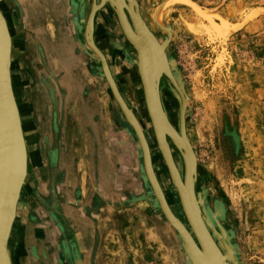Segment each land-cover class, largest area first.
<instances>
[{"label":"rangeland","instance_id":"374dc122","mask_svg":"<svg viewBox=\"0 0 264 264\" xmlns=\"http://www.w3.org/2000/svg\"><path fill=\"white\" fill-rule=\"evenodd\" d=\"M146 1V14L150 15L151 31L157 42L162 45L169 37L164 55L171 75L187 100L185 134L197 159L196 192L200 193L206 187L212 198L222 201L229 211L231 232L227 234L220 226L216 229L211 221H207V228L224 255L226 249L222 234H225L237 264H264V0H183L177 4L171 0ZM7 2L10 0H0V8L4 9ZM82 6L83 3L74 2L70 11L73 18L68 22V27L71 28L69 32L73 45L71 57L65 59L70 61L64 66H71L79 58L90 63L93 73L88 67L83 74L89 75L91 72L90 81L93 79L96 92L100 95V104L96 103V112L91 115L97 126L89 118L91 106L84 107L81 115L73 103L65 104L61 113L53 108L57 102V82L47 58L46 46L35 24L18 26L24 36L18 35L12 46L13 84L18 105L23 117L28 116L25 123L34 116L30 119L32 124L26 125L27 130L32 126L40 134L36 144L38 151L29 150L30 165L37 162L34 167L29 166L25 180L27 184L23 186L27 190L22 195L28 207L27 218L35 222L39 219L38 213L42 220H46L48 213L45 208L55 207L57 188L66 187L69 182L66 192L68 201L78 202L84 211L83 201L90 197L91 203L88 200L86 204L88 208L92 213L102 211V219L109 224L103 230L98 264H177L174 244H170L168 236H159L147 224L143 213H149L147 205L141 208L140 201L136 204L134 196L127 197L130 183L138 192L145 190L140 182L148 183L141 150L132 128L113 101L106 81L96 71L82 35L77 31L74 33V28L76 30L80 22ZM23 15H26L25 12ZM16 20L21 23V17ZM9 26L11 31L12 26L17 31L15 25ZM46 27L47 32H53L52 38L58 40L53 37L55 26L51 23ZM62 28H67L66 23L64 25L62 22ZM117 35L128 52L127 58L122 57L119 51L113 55L107 53V46L102 40L99 45L103 46L111 60L113 75L126 104L150 134L148 141L152 162L169 202L188 225L177 190L167 172L164 174V162L159 159L162 153L151 135L141 80L137 74L136 51L134 54V49L125 43L124 37L119 32ZM33 48L34 57L29 54ZM61 52L58 50L56 55L53 54L59 59L54 63L56 70L62 66ZM65 77V97L71 100L78 88L75 84L82 83L86 76H80L82 81H74L65 72ZM159 86L165 113L180 131L182 101L179 94L164 73L160 75ZM88 90V86L83 87L82 95L85 96ZM33 102L46 114L42 126L37 125L39 118L34 115L36 109L29 106ZM40 115L43 117L42 113ZM104 115L108 118H104ZM91 122L99 132L89 142L87 133L90 130L87 126L92 125ZM83 127L87 128V133ZM101 134L107 136V143L100 148L115 157L112 160L108 154L110 162L106 164L109 167L106 173L100 166H94L95 159L91 161L90 158L95 156ZM113 136L115 143L108 140H112ZM166 140L183 173L184 162L180 151L168 135ZM42 146L41 152L39 148ZM131 153L137 159L136 164H132ZM65 159L73 167L71 176L66 164L65 167L61 166ZM120 183L123 184L122 190L117 188ZM197 200L201 210L204 201L202 198ZM52 212L58 219V208ZM181 240L187 253L185 259L195 264ZM226 263L232 264L229 260Z\"/></svg>","mask_w":264,"mask_h":264},{"label":"flooded vegetation","instance_id":"af4514ba","mask_svg":"<svg viewBox=\"0 0 264 264\" xmlns=\"http://www.w3.org/2000/svg\"><path fill=\"white\" fill-rule=\"evenodd\" d=\"M25 1L28 4L30 0H25ZM136 1L141 15H143L142 17L144 19V22L151 30L150 19H149L150 15L146 14L147 6H148L146 4L147 1L146 0H136ZM10 2L6 3V7L3 9V13L6 16L8 24L9 25L13 24L17 27V31H16V28L12 26L13 29L11 31L12 38L13 40H15V38L20 34L21 36H24L23 33L19 31L18 26L22 27V24L26 25L27 23L25 20L27 19V17L23 15V10L21 9V7H19V5L16 4L15 0H10ZM74 2L77 3L80 2L81 4L83 3V6L80 9V13H81V16L79 18L80 22L76 26V30L74 28V33L75 31H77L80 34L79 28H82V26L84 25L83 18L85 17L86 13L89 10V7L91 5V0H34L33 9L35 10L36 16L38 18L37 21L38 23L36 22L34 24L36 25L37 32H39L40 37H42L44 41V45L46 46L45 51H47V58L49 59L54 74L53 76L57 82L56 84L57 102L54 104L53 108L56 110L57 113H61L62 111H64L65 104L67 106L68 103H70V105L73 103L76 104L79 113L81 115V110L84 107L91 106L88 112L89 118L91 119V115L96 112L95 105L96 103H98V99L100 95L97 94L96 92L95 83H93L92 78H91L92 81H90L91 72H89V75L83 74L84 70H87V68L90 67V63L86 62L84 58H79L80 60L77 59L76 63L72 64L71 66L69 64L64 66V63L70 61V60L65 61V59L71 57L70 55L72 49L71 45H73V40L71 38L72 34L70 36V32H69L71 28L70 26L68 27L69 25L68 22L71 21V19L73 18V16L70 15V11L73 8ZM23 6L24 5H22V7ZM110 6H111L110 4L106 3L105 6L102 7V9L100 8L96 11L94 18L93 40L95 41V45L100 50V52L104 54L111 75L116 83V79L112 72L111 60L109 61L107 53L113 55L115 51H119L122 54V57L127 58L128 52L123 46V43H121V40L118 38L117 33L119 32L120 35L121 33L117 25L112 7ZM19 17H21L20 20L21 23L17 22L16 20V18L19 19ZM62 22H64V25L66 23L67 28L65 29L62 28ZM51 23L55 26V35L53 37L58 38V40H54L52 38V34H53L52 31L50 32L46 31V26H48ZM38 26L41 27L38 29ZM42 27L46 32L42 29ZM98 38L100 41L98 40ZM101 40L103 41V44L107 46V53L105 52V50H103V46L99 45L101 43ZM15 42L16 41H14L13 46ZM125 43H127L134 49L133 52L135 54L134 46L130 42H128L127 39H125ZM84 45L88 49V52L90 51V55L93 58L92 63L95 65L96 67L95 69L96 71H98L101 79H103L101 72L102 70L101 64L97 55L92 51V49H90L89 46L86 45L85 42ZM58 50L63 51L59 55L62 56L63 58H61L62 66L59 67L58 70H56L54 63L55 61L59 62V59L53 57L54 56L53 54L57 53ZM29 54L33 57L35 56L34 48L29 52ZM72 67L74 69L73 70L74 72L71 71ZM90 70L93 73L91 67ZM65 72L67 73L68 78H70L71 80L73 79L74 81L75 79H77V81H82L81 77L86 76V78L82 81V83L80 82L78 84H75L78 88H76V90L74 91L75 95L72 97L71 100L69 98L66 99L65 97L67 93V90L65 88V84L67 83L66 81L67 77H65ZM87 80L88 82H86ZM103 81L105 80L103 79ZM106 85L109 93H111L107 82ZM85 86H88L89 90L84 96L82 95V88ZM41 113L43 114V117L40 115L39 122L37 123V125L40 126H42V124L46 120V114L44 113V111H41ZM105 117L108 118L107 115H104V118ZM92 122H94L93 124L97 126V122L95 120H92ZM110 123L112 122L110 121ZM92 125L87 126V128L90 130V132L88 131V133H87V128L83 127L88 135L87 137L89 142H91L93 138L97 136L96 135L98 134L97 132H99L97 130V127H95V125L93 126ZM144 133L146 134L149 140V136H148L149 134L147 133V131L144 130ZM99 139L100 140L97 141L95 156H90V158L91 161L94 159L96 160L93 161V163L95 162L94 166L95 165L100 166L101 170H105L104 173H106V168H107L106 164L109 162V155L111 156V158H114V156L111 152L107 151L108 152L107 153L106 151H103L102 148H100L101 146H103L104 144L106 145L107 143L105 137L102 136V134ZM39 149L42 152L43 146ZM115 155H119V154H115ZM131 155H132V164L133 163L136 164L137 159L134 157L132 153ZM68 162H69L68 159H65L63 163H61V166L63 165L65 167L66 164L68 168V172L69 174H71L73 167ZM32 167H34L33 164ZM108 180H110V178H108ZM136 181L139 180L136 179ZM134 184H138V183H134ZM139 184L141 186H144L145 190L138 192L133 187V183H130L129 184L130 189L127 197L134 196L136 204H139L140 201L141 208L142 205H147V208L149 209L148 214H146L142 209L146 217L147 224L150 227H152L153 231L159 236L163 234H165V236H168V241H170V244L172 243L175 246L174 256L176 257L177 264H192L191 262H188L185 259L187 253L185 251L181 237L178 234L177 230H175L172 227V225L163 215L160 204L155 198L153 191L149 186V183L140 182ZM69 185L70 184L68 183L66 187L60 186L59 188H57V194H56L57 199L56 202L54 203L55 204L54 208H58L60 212L58 219L54 217V214L52 212L54 211V208L51 207L50 209L48 207L45 208L46 212L48 213L46 220L44 218L42 220L41 216L38 215L37 213L36 214L37 219L38 218L39 219L35 222L31 221L29 217L27 218L28 207L26 205L25 197L22 196L24 200L22 202L21 213L25 212L24 214L25 216H23L22 219L20 220L21 227L18 228V230H20L22 233V237L20 238V235L13 237L14 248L11 246V249L13 255H16L18 247H20V251H21L20 256L23 254V256L21 257L23 260V264H76L77 258H80L83 264H98V262L100 261V250L102 248L103 230L106 229L109 226V224H107L102 219L103 217L102 211L100 212L98 211V213H92L91 209L88 208V205L86 204L88 200H90L91 203L92 199L90 197L89 198L86 197L85 200L83 201L84 207L87 208V209L84 208V211L79 206L78 202L68 201L64 193L68 192L67 188ZM159 185H161V190L164 191L163 195L166 197L165 200L166 203L169 204L168 205L169 208L193 236L183 216L179 215V213L175 210L173 205L170 204L165 189L163 187L164 186L163 183H160ZM117 188L122 190L123 184L121 183L117 184ZM23 191H27V190H25V188H22V195H23ZM195 193L197 199L202 198V200L204 201V204L201 207V212L206 225H208L207 221L208 222L211 221L212 225L216 229H218V226H220L222 227V229L225 230L227 234L231 232V228L229 224L230 218H228L229 211L228 208L222 203V201L214 197L212 198L211 193L206 189V187L201 189L200 193H197L195 189ZM62 194L64 195V197L62 196ZM99 202L102 203V201ZM21 243L23 244V246ZM14 264L17 263L15 262Z\"/></svg>","mask_w":264,"mask_h":264},{"label":"bare ground","instance_id":"6f19581e","mask_svg":"<svg viewBox=\"0 0 264 264\" xmlns=\"http://www.w3.org/2000/svg\"><path fill=\"white\" fill-rule=\"evenodd\" d=\"M22 1L24 2V0H16L17 4L19 5V7H21V9H22V5L20 4V2H22ZM182 1L183 0H171V2L173 4H177L178 2H182ZM106 3L110 4L111 5L110 7H112V10L114 12L116 22L118 23V27H119L121 35L125 39H127L128 42H130L135 48L136 66H137V70H138L137 74L139 75V78L141 80V85H142L144 100H145V106H146V110H147L148 117H149V127L151 126V135H152V137H154L155 142H156L157 146L159 147L160 152L162 153V154H160L161 156L159 157V159H162V161L164 162V167H165L164 168V174H166V172H167L168 177L171 179L172 174L170 173L168 164L166 163V160H168V158H169L172 161L174 167L176 168V170H177V172H178V174L182 180V183H181V185H179L178 189H179V194H181L180 196L183 199L182 203L184 205V208L189 215L190 222L192 225L191 228H193L195 233L197 234V236H199V239L201 241V244L203 245L205 253L206 254L209 253V255H210L211 254V252H210L211 246L209 247V244L206 242L204 234L202 233V231L200 229V226H199L198 221H197V215L195 213V209L193 207V204L191 203V200L189 198L190 195L188 193L189 178H190V174H191L190 173L191 172V157L188 154V151L186 150L187 148H186V145L184 144V140L182 139V137L179 136L176 127H174V125H173L174 123L172 124L170 122V120L168 119V117L165 113L163 104L161 102L159 82L154 80L155 79L154 78L155 77V75H154V73H155L154 72V64L156 62V56L158 55L157 54L158 48H157V42H156L157 39H156L155 35L152 33V31L148 28L147 24L144 22V19L142 17L143 15H141V13H140L137 1L136 0H91V5L89 7V10L86 13L85 17L83 18L84 25L82 26V28H79L80 34L83 36V39H84V42L86 43V45L89 46L88 42H87V36H88V34H90L93 38L95 13L98 9H100V8L102 9V7H104ZM187 3L190 4V6H192L194 8L196 7L191 2H187ZM11 6H13V5H11ZM23 8H25V7H23ZM28 9H30V10H28ZM28 9L26 11H23L26 14L25 16L27 17L26 23L34 24L38 21L36 13L32 7L28 8ZM5 11H6V9H5ZM0 12L3 16L5 23H6L7 35H8L9 43H10V57H9V66H8L9 82H10V87H11V91H12V102L14 105L15 116H16L17 121L19 123L20 135H21L22 147H23L22 151H21L20 147L16 146V150L14 152L15 154L13 156L12 152H11V145H10V143H12L11 139L8 138L6 140L4 138V140H3L4 144L6 142L5 145H7V151L8 152L10 149V154L7 157H2V164H5V166L8 167V169L6 170L3 178H0V242H1V240L5 242V246H6L5 248H6L9 264H14L15 261L11 257L10 248L13 244V237L15 234L14 230L16 231V229L18 227L17 221H18L19 214H20L19 208H21V204H22V188L25 184L27 173L29 172L28 171V168L30 166L29 150L35 149L36 144H37V139H40V134L37 132L38 130H36V128H32V126L30 127V129L27 130L26 125H30V123L29 122L25 123V120H28V116H26L27 118L23 117V115H22L23 112L18 105V98L16 95L15 86L13 84L14 75L12 72V58H11L12 57L11 56L12 46H13V43L15 40H13V38H12L11 27L9 26L7 19H6V16L3 13V9L0 8ZM90 14H91V16H90ZM89 16H90V20L92 19V22L89 21ZM78 27H80V26H78ZM42 29H43V27H42ZM46 31H48L47 27H46ZM72 32L73 31L71 30V33ZM68 41H69V39H68ZM94 43H95V41H94ZM161 51H163V50H161ZM101 72H102V70H101ZM102 76L105 79L103 73H102ZM105 81H106V79H105ZM145 91L148 92L147 93V100L149 99L150 109L148 107V102L146 100ZM110 92H111V90H110ZM179 95L181 97L180 98L181 101L184 104V100H185L184 97L180 93H179ZM111 96H112L113 100L115 101L112 93H111ZM150 99H151V103H150ZM115 104L117 105L118 109L120 110L116 101H115ZM130 110L133 112L136 119L138 120V123L140 125V128L142 130V133L144 135V139H145L147 147H148L149 160H150L152 170L154 172V175L157 178L158 183L160 184L159 178L157 177V172H156V170L154 168V164L152 162L151 145L148 141L146 134L144 133L143 124L141 123L139 118L136 116L135 112L131 108H130ZM150 110L152 111L153 118L151 117ZM181 111H182V109H181ZM1 112L4 113V108ZM120 112L124 118L125 116L123 115L121 110H120ZM181 114L183 117L184 116L183 112H181ZM182 120H183V118H181V121ZM132 133H133L134 138H136L138 146L140 147L143 169H144V172L146 174L145 166L143 163L144 162L143 161V153H142V149L140 146V142H139L138 137L136 136L133 129H132ZM93 134H94V132H93ZM166 134L170 135V137L177 143V146L179 147L181 153L184 156V159L186 162V168H183L184 169L183 173H181V169L179 168V166L176 163V160L174 159L170 144L165 138ZM149 137H150V134H149ZM168 149H169V153H168ZM8 152H6V153H8ZM194 155H195V153H194ZM12 156L15 159V165H13L14 162L12 160L13 159ZM194 159L196 161V157H194ZM195 163H196L195 164L196 165L195 168H196L197 162H195ZM14 168H18V172L20 171V173L22 174V178L20 181H18V178L14 179V176L12 177V179L9 178V172L12 175ZM0 172H1V169H0ZM195 175L196 174H193L194 180H195ZM146 176H147V174H146ZM111 178H113V177H111ZM147 180H148V178H147ZM159 186L161 188V185H159ZM163 192L164 191H162V193ZM192 192L194 193V197L196 200V204H195L196 209L198 208L199 214H200V217L204 223V226L206 227L207 230H209V228H207L208 225H206V223L204 221V218H203L201 210H200L199 203H198L197 198H196L195 181L193 183V191ZM164 198H166V197L164 196ZM209 233H210V231H209ZM210 235H211V233H210ZM194 237H195V235H194ZM211 237H212V235H211ZM222 239H223L224 248L228 249L229 252H231L230 247L228 246V243L226 242V238L224 235H222ZM195 240L198 243L196 238H195ZM212 240H214L213 237H212ZM198 246L201 249L200 251L202 252V248L200 247L199 244H198ZM216 253H217V251H216ZM76 264H83L82 260L80 258H77Z\"/></svg>","mask_w":264,"mask_h":264},{"label":"water","instance_id":"95a60500","mask_svg":"<svg viewBox=\"0 0 264 264\" xmlns=\"http://www.w3.org/2000/svg\"><path fill=\"white\" fill-rule=\"evenodd\" d=\"M90 16H91V14H90ZM90 16H89V21L92 22V19L90 20ZM168 33L170 35V30H168ZM168 38L162 45H160L156 40L157 48H158L157 49L158 55L156 56V62L154 64V72H155L154 73V75H155L154 80L159 82V78H160L161 73H164L165 76L173 84L177 93L178 94L180 93L185 99L184 104L182 102V107H181L182 111H180V131H178V130L177 131H178L179 136L182 137V139L184 140V144L186 145V148H187L186 150L188 151V154L191 157V172H190L191 174H190V178H189L188 193L190 195L189 198L191 200V203L193 204V207L195 209V213L197 215V221H198V224L200 226V229H201L202 233L204 234V237L206 239V242L209 244V247L211 246L210 247L211 248V251H210L211 254L210 255H209V253L208 254L205 253V250L203 248V245L201 244L199 236H197L194 229L191 228L192 225L190 222V218H189V215L184 208V205L182 203L183 199L180 196L181 194H179V189H178L179 185H181V183H182V180H181L176 168L174 167L172 161L169 158H168V160H166V163L168 164V167H169V171L172 174L171 175V181L177 190L184 216L186 218V221L190 227V230H191L193 236L187 230V228L182 224V222L173 214V212L169 208L168 204L166 203V200H165L164 195L162 193V190L159 186L157 178L154 175V172L152 170L150 160H149L148 147H147L146 141L144 139V135L142 133V130L140 128V125L138 123V120L136 119L135 115L130 110V108L126 104L125 100L123 99L121 93L119 92V90H118V88L114 82V79L111 75V72L109 70V67L107 65V62L105 60L104 55L97 48V46L95 45L94 40L90 34H88V36H87V42H88L89 47L97 55V57L100 61L102 73L106 79V82H107V84L111 90V93H112L116 103L118 104L120 110L122 111L123 115L125 116L124 117L125 120L129 123L130 127L134 130L136 136L138 137V140L140 142V146L142 149V153H143V161H144L143 163H144L145 171L147 174L146 177L148 178V183H150V185H151L153 194H154L155 198L157 199V201L159 202L164 216L169 221V223L177 230L178 234L183 239L184 244H185L186 248L188 249L194 263L195 264H227L226 261L229 260L232 264H237L233 258V251L229 252V250L226 249L225 255L222 254V252L220 251L216 242L214 240H212V237L209 233V230H207L206 227L204 226V223H203V221L200 217V214H199V210H198V208L196 209V206H195L196 200L194 197V193L192 191H193V183H194V181H196V175H195V180H194L193 174L197 173V169H196L197 167L195 168V166H196L195 162H197V159L195 161L194 157H196V155H194L193 148H192V146H191V144H190V142H189V140L185 134V115H186L187 100L184 96V93L180 89L178 83L175 81V79L171 75V72H170V69L168 66V62L166 60V56L164 55V47L167 44ZM161 50H163V51H161ZM9 57H10V43H9V38L7 35L6 23L3 19L1 12H0V140H1L0 141V169H1L0 178H3L6 170L8 169V167H6L5 164H2V157H7L10 154V149H9V152L7 151V145H5L6 142H5V144L3 142L4 138L6 140L8 138L11 139L12 143H10V142L9 143L11 145V152H12L13 156L15 154L14 152L16 150V146L20 147L21 151L23 148L21 135H20V127H19V123L17 121V118L15 116L14 105L12 102V91H11V87H10L9 71H8ZM147 93L148 92L145 91L146 100H147ZM179 97H180V95H179ZM147 102H148V107L150 109L149 99L147 100ZM150 103H151V99H150ZM3 108H4V113L1 112L3 110ZM181 112H183V115H184L183 117H182ZM150 114H151V117L153 118V114H152L151 110H150ZM181 118H183L182 121H181ZM166 135H168V134H166ZM166 135H165V138H166ZM168 136L170 137V135H168ZM171 140L174 143V145L177 147V149L180 151L179 147L177 146V143L172 138H171ZM6 152H8V153H6ZM168 153H169V149H168ZM180 154L183 158L184 168H186V162H185L184 156L181 153V151H180ZM13 156H12V158H13L12 160L14 162L13 165H15V159ZM13 176H14V179L18 178V181L21 180L22 174L20 173V171L18 172V168L13 169L12 175L9 172V178L12 179ZM194 235H195V237H194ZM222 235L225 236L224 233ZM195 238L197 239L198 243L196 242ZM198 244L202 248L203 253L200 251L201 249L199 248ZM5 247H6L5 242L1 240V242H0V264H9V260H8V256H7V252H6ZM216 251H217V253H216Z\"/></svg>","mask_w":264,"mask_h":264},{"label":"crops","instance_id":"0c3cea01","mask_svg":"<svg viewBox=\"0 0 264 264\" xmlns=\"http://www.w3.org/2000/svg\"><path fill=\"white\" fill-rule=\"evenodd\" d=\"M33 3H34V0H30L29 1V3L27 4L26 3V1L24 0V2L22 1V2H20V4L21 5H24L23 7H25V8H22L23 9V11H26L28 8H33ZM26 4H27V6H26ZM28 10H30V9H28ZM35 11V10H34ZM57 11V10H56ZM24 84L22 83V86H23ZM29 89H31V87H29ZM29 92V91H28ZM31 94V93H30ZM35 96H37V95H35ZM22 97H23V94H22ZM23 99H25V97H23ZM35 99H36V97H35ZM36 102H38L39 103V101L36 99ZM29 106H33L34 107V109H36V113L34 114V115H37L36 116V118H39V116H40V114H41V111H40V106H38L37 108H36V103H30L29 104ZM96 106V105H95ZM97 107V106H96ZM34 117V116H33ZM32 117V118H33ZM30 118V117H29ZM32 118H30V119H32ZM29 119V123H30V125L32 124V120H30ZM38 132V131H37ZM39 133V132H38ZM105 138H107V136L105 137ZM108 140H110L112 143H115V142H113V141H116V138L113 136L112 137V140L111 139H108ZM37 145H36V147H35V152H37ZM110 159H115V157L114 158H111L110 157ZM37 162V161H36ZM36 162L33 164V163H31V167H32V164L33 165H36ZM113 163H114V161H113ZM69 176H71L70 174H69ZM69 183V182H68ZM65 195H66V193H64ZM62 196L64 197V195L62 194ZM22 199H23V197H22ZM21 207H22V204H21ZM21 208H19V218H18V221H17V225H18V227H17V229H16V231L14 230V232H15V234H14V236H18V235H20V238L22 237V233H21V231L20 230H18V228H20L21 227V225H20V220L22 219V217L23 216H25L24 214H25V212L24 213H21ZM16 225V226H17ZM14 244V243H13ZM13 244H12V247H13ZM22 244V243H21ZM19 245H20V243H19ZM22 246H23V244H22ZM20 254H21V251H20V247H18V250H17V254L16 255H13V253L11 252V257H12V259L17 263V264H23V260H22V256H23V254L20 256Z\"/></svg>","mask_w":264,"mask_h":264}]
</instances>
